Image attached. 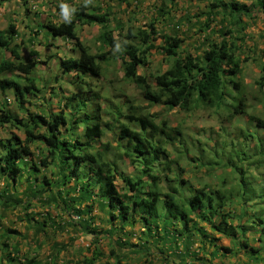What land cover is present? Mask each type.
I'll return each mask as SVG.
<instances>
[{"label":"trees","instance_id":"16d2710c","mask_svg":"<svg viewBox=\"0 0 264 264\" xmlns=\"http://www.w3.org/2000/svg\"><path fill=\"white\" fill-rule=\"evenodd\" d=\"M5 1L11 0H0V7ZM18 1L26 13L30 12L29 0ZM168 1L174 3L176 0ZM258 3L264 11V1ZM250 12V6L245 3L213 0L206 21L207 27L217 16L222 15L220 22L228 21L229 26L233 24L235 29H230L227 25L223 29L221 40L207 38L206 47L200 56L189 51L180 54L184 38L177 34L160 33L153 22L145 27L130 25L124 28L120 19L113 20L111 7H96L91 10L87 5L80 4L65 21L39 24V29L46 28L53 36L75 41L74 50L77 53L62 57L60 68L62 74L76 76L78 86H82V83L90 85L84 81L87 76L92 79L100 78L103 71L101 63L114 59V50L119 47L118 58L122 61L124 78L135 84L151 104H162L170 109L178 107L187 112L195 109L220 111L230 108L232 111L228 114L229 118L247 115L249 124L254 123L258 128L264 129V118L247 110L246 86L239 77L242 62L246 59L238 56L239 45L233 34L234 31L245 29L242 16H251ZM113 22L114 27L111 26ZM94 24L103 28L96 39L102 45L98 52H93L90 46L84 44L77 31L78 25ZM115 27L118 29L117 36ZM17 36L18 28L13 22L6 29H0V50L9 51L11 55V58L4 56L0 60V91L5 93L12 90L20 110L25 113V117L19 116L5 103L0 114V126L9 125L25 134L22 137L10 133L9 138H0V177L4 182L0 191V220L6 216L4 213L13 208H18L21 212L28 211L34 206V198L44 206L58 208L70 217L69 221H64L66 225L94 236L86 247L90 255L83 260L74 261V264H97L98 259L104 255L100 247L104 235L112 237L113 246L108 257H114L113 264H131V252L137 255H155L148 261L151 264H179V259L185 260L187 255L194 253V244L198 241L195 231L199 234V241L207 237L202 224L213 228L221 237L240 242L248 250L249 257L259 251L250 246L248 239L241 242L238 238L240 229L242 232L246 229L245 226L229 223L230 213L224 207L231 197V191H222L208 183L196 186L181 177L178 169L183 171L181 160L184 158H180L183 153L176 152L177 155L173 157L175 151L171 149L172 153L168 144L175 143L184 135L182 125L173 126L167 118L158 122L156 114L147 111L131 95L124 91L119 94L124 96L126 103L125 121L119 127L116 146L125 149L121 148L119 158H128L131 162L136 159L143 166L138 176L132 177L118 169L115 161L106 158L108 151L113 148L111 143H105L102 149L96 148L95 143L105 135V126L108 125L102 116L100 103L89 111L92 103L81 99L78 93H72L64 97L65 104L58 113H51L46 109L35 112L26 107V103L32 104L29 101L30 94L35 96L43 90L33 77L38 61L23 59L19 45L15 43ZM159 36L164 37L161 46L155 44ZM153 48H159L164 55L172 58L170 67L155 75L156 87L146 74L139 72L140 67L150 65L149 54ZM262 54L264 56V49ZM260 67L261 75L256 84L259 90H264V60ZM19 74L26 77L24 82L19 79ZM88 89L96 99H103L99 91L91 87ZM66 108L71 110L67 111ZM244 133L246 136L249 131ZM39 142L43 143L46 150L40 163L25 161L26 155L34 156L33 146H37ZM40 166L44 170L51 169V177L43 175L40 180ZM27 169L28 185L20 192V178ZM179 176L180 179L177 178ZM119 178L123 182L121 189L117 184ZM240 178H243L242 175ZM227 182L223 179L219 184L226 185ZM186 192H189V196ZM96 202L108 214L109 227L105 229H98L94 224L91 213ZM47 213L48 215H40L34 222L31 221L33 217L29 216L31 212L24 214L28 218L29 230L34 227L33 232L39 237L56 231L52 227L56 226L55 220ZM258 221L264 233V218L260 217ZM137 223L141 228L140 236L138 241L133 242V232L128 231L127 227H134ZM178 224L179 229H176ZM16 233L20 232L8 228L1 236L2 239L0 237L2 244L9 247L4 239ZM115 234L118 235L114 240ZM23 236L27 237L28 233ZM74 239L75 237L70 238L71 241ZM203 242L201 244L205 245ZM60 245V242L53 241L52 251L46 258H40L38 253H34L32 256L25 254L26 257L19 261L21 249L16 243L12 247L14 255L9 252L7 259L3 256L0 259L12 264H58L55 255L60 252ZM154 247L157 250L152 254ZM216 247L214 256L219 253L220 247L225 254L234 251L228 246ZM17 261L19 262L16 263Z\"/></svg>","mask_w":264,"mask_h":264},{"label":"rangeland","instance_id":"374dc122","mask_svg":"<svg viewBox=\"0 0 264 264\" xmlns=\"http://www.w3.org/2000/svg\"><path fill=\"white\" fill-rule=\"evenodd\" d=\"M212 1L213 0H176L174 3H170L168 0H29L28 5L30 7V12L28 13H26L25 8L18 0L3 2L2 7H0V29H6L10 22L15 23L18 28V36L15 38V43L19 45V50L23 59H35L38 61L33 70V77H35L37 85L43 90L41 91L43 94L38 92L41 100L35 99L37 96L30 94L29 101H31L32 104L26 103V107L31 111H35V109H37V104L34 103H39L41 101L47 103L49 106V102H52L53 108L54 106L59 108L60 104L58 106L56 104L57 102L54 99L52 100L53 96L51 93L54 89L58 88V95H63L64 93L66 96L72 95V91H79L76 90L75 85H73L74 83H70L69 81H72V79L76 81L78 78L73 76V74H62L60 68L61 58L72 55L75 41L53 38L51 41L49 39L48 42L46 40L47 34L45 35V33L41 38L39 36L37 37L39 34L38 26L42 21L41 18L39 19V15L35 14L38 10L50 13L47 18L51 19V21L59 22L60 19H68L70 13H73L75 8L80 4L87 5L91 10L96 9V7H111L113 20L120 19L124 28L130 25L134 27H145L153 22L160 33L177 34L184 38L185 41L179 50L180 54L189 51L194 53V55L200 56L202 55L203 49L206 47V39L221 40L223 29H225L227 25L229 26L228 21L224 23L220 22L221 15L217 16L216 20L210 22L209 27H207L206 21L209 16V11L211 10ZM224 1H237L250 6L251 16H242V23H244L245 29L239 32L234 31L233 34L236 43L239 45L238 56L241 59H246L242 62V69L239 77L244 81L243 84L246 86L244 90L247 99V110L251 114L264 118V90H259L256 84L257 79L261 75L260 64L264 60L262 54V50L264 49V11L258 2L264 0ZM22 11H24L25 14H23ZM67 14L69 15L67 16ZM32 16L34 17L33 21L30 19ZM111 26L114 27V22ZM223 26L224 28H222ZM229 28L235 29L233 24L230 25ZM77 31L82 42L90 46L93 52L100 51L102 45L97 42L96 39L103 31L101 26L96 24L78 25ZM114 32L117 36L118 29H116V27ZM163 43V36H159L155 40L157 46H161ZM120 49L121 48L118 47L114 50V59L101 63L103 71L100 78L92 79L87 76L84 81L90 83V85L82 83V86L87 88L91 87V89L96 88L103 95V99L100 100V103H102V116L104 120L108 122V125L105 126V135L100 138L95 145L96 148L102 149L105 143L112 144L113 148L108 152L111 157H113L112 160L118 164V169L125 175L132 177H137L143 169L142 164L135 158V162H131L128 158H119V151L121 148L125 149V147L116 148L119 127L121 123L125 121V98L124 96H119V94L124 91L128 95H131L137 103L144 105L147 111L156 114V120L158 122L163 118H167L173 126L182 125L184 135L175 143L168 144L169 149L178 153L179 151L183 153L180 157L184 158L181 164L183 171L180 172L178 169L181 177L185 179L191 178L193 176L192 173H190L191 169L195 173V178L193 176V179L198 184H201L205 179H207V181L211 179V175H213V178H218L219 181L226 179L228 182L239 179L241 175L245 177L247 172L252 173V175H255L254 172H258L263 174L264 177L263 128H258L254 123L249 124L247 115H237L234 118H229L228 114L232 111L230 108L227 109L228 111L195 109L187 112L178 107L170 109L162 104H151L149 101L145 100L135 84L128 82L124 78L122 61L118 58ZM4 56L11 58L9 51L0 50V60ZM149 58L150 65L140 67L139 72L146 74L153 86L156 87L155 75L167 70L171 65L172 58L164 55L159 48L151 49ZM18 77L22 82L26 80L23 74H19ZM31 77L32 75H30V78ZM61 90L63 93H61ZM10 100L11 102H9ZM5 103H7L6 105H8L9 109L14 113L25 117V113L23 110H20L12 90H8L5 93H1L0 91V114L2 108H5ZM133 125L135 126L136 124ZM246 130L249 131V134H247L248 136H244V131ZM10 133H16L22 137L25 136L22 131L9 125L5 127L0 126L1 139L9 138L11 135ZM123 144L125 145V142H123ZM33 149L35 150L34 156L26 155L25 157L27 159L25 161H33L39 164L40 158L45 155L46 150L42 142H39L37 146H33ZM0 150H2V146H0ZM107 157L108 156H106V158ZM50 167L53 169L52 165ZM40 168L42 169V171L38 173L40 180L43 175L51 177L50 174L52 170L50 168V170H44L42 166H40ZM171 175L173 176L174 174ZM177 178L180 179V176ZM25 183V180H23V185ZM117 184L121 189L123 182L120 178ZM3 187L4 182L0 177V191ZM21 189H23V186H21L20 183V192ZM32 202L34 203V208L36 207L35 205L38 204L39 210L42 212L47 211V206L42 205L36 198H34ZM29 212V210L21 212L18 208H13L4 213L6 216L0 220V225H2V227H9V229H17L20 233L11 234L10 237L4 239V241L9 243V247H5L0 240V258L3 256L7 259L9 252H11V255H14L15 252L12 250V247L16 243L20 245L21 249V253L18 255L19 261L26 257L25 254L32 256L34 253H38L40 258H46L52 251L51 246L53 241L60 242L61 244L58 248L60 252L55 255L58 264H74V261L83 260V258L90 255L86 247L94 236L72 227L71 225H66L64 221H69L70 219L68 214H61V211L53 206L49 207V213L55 220L56 226L52 227H55L54 229L56 231L53 233L50 232L49 235L44 234L45 237L40 236L36 242H31L34 240V238H31L32 232H29L28 226L25 225L26 222L21 221V218L26 216L24 214ZM95 213L94 222L96 227H98V229L109 227L107 212L98 208ZM216 223H218V220H216ZM57 225L62 226L59 227ZM63 226L65 228H63ZM202 227L204 234L208 233L213 235L214 238L219 237L220 240L221 237L218 236V232L213 228L207 224H202ZM174 228L175 227H172V229ZM30 229L34 230L35 228L32 227ZM176 229H179V224ZM127 230L133 232L131 236L133 242L139 240L141 231L139 223L134 227L128 226ZM23 233H28V236L24 237ZM117 235L118 234H115L113 236L114 240L117 238ZM71 237H75L74 241L70 240ZM112 243L111 236H102L100 247L104 255L101 259H98L97 264L115 263L113 260L114 257H108L113 246ZM218 243H220V246L233 247V242L231 245L229 239L224 237L221 238ZM178 246L179 245H177V247ZM37 248L38 252H36ZM155 250H157V248L154 247L152 254L155 253L153 252ZM12 251L14 252L13 254ZM55 252L56 251H54V253ZM129 254V261L131 264H151L148 262L149 259L155 257V255L147 256V254L137 255V253L134 254V252ZM239 257H242V255ZM232 258H234V256ZM176 259L179 258L177 257ZM0 264L12 263L7 260L5 263L0 259ZM153 264L159 263L155 262Z\"/></svg>","mask_w":264,"mask_h":264},{"label":"crops","instance_id":"0c3cea01","mask_svg":"<svg viewBox=\"0 0 264 264\" xmlns=\"http://www.w3.org/2000/svg\"><path fill=\"white\" fill-rule=\"evenodd\" d=\"M22 12L23 14H25L24 11ZM35 14H38L39 19L41 18L42 20L39 24H43V23H47L51 21V19L47 18L50 13H45L43 11L38 10ZM72 14L73 13H70V17L72 16ZM68 15L69 14H67V16ZM30 19H32L31 21H33L34 17L33 16L30 17ZM62 21H65V20L60 19L59 22H62ZM38 31H39V34L41 31L42 32L40 35L38 34L37 37L39 36L41 38L43 34L45 33V35L47 34L46 40L48 42H49V39L51 41L53 38H60L62 40H65V38H63L62 36L51 35L46 28L38 29ZM69 40H72V39H69ZM72 50H73L72 54L75 55L77 51L74 50V48ZM69 81L70 83H74L73 85H75L76 90H79V91H72L73 94L74 92L78 93L81 99H84L87 102L92 103L91 109L89 108V111H92L93 106L95 107L97 103H100V100L96 99L95 96H93L92 92H90V90L87 87L76 85L77 83L73 79L72 81L71 80ZM93 90L98 91L96 88ZM39 93L41 94L42 92H39ZM61 93H63L62 90H61ZM58 94H59L58 88L55 89V91L51 93V95L53 96L52 100L54 99L57 102L56 104L58 106L60 104L59 108L57 106H54L53 108L52 102L51 103L49 102L50 104L49 106L47 103H43L40 101L39 103H34V104H37V109H35V112L41 111L42 109H46L50 111L51 113H58L61 110V107L65 104L64 97H67L66 95H64V93L63 95L62 94L58 95ZM35 96H37L35 97V99L41 100L40 95H38V93ZM9 102H11V100ZM66 110L70 111L71 109L66 108ZM79 130H81V128ZM169 150L172 151L171 149ZM109 152L107 154L108 156L107 158L109 160H112L113 157H111ZM176 155L177 153L175 152L172 156L175 157ZM25 159L27 158L25 157ZM181 164H182V160H181ZM190 173H192V175L195 178V175H194L195 173L194 171H192V169L190 170ZM254 174L255 175H252V173L247 172L245 177L239 178L235 181L227 182L226 185H219L218 178H213V175H211L210 177L211 179H208V181L207 179H205L201 184H198L197 182H195L193 179V176L187 179L191 181L192 183H194L196 186H202L205 183H208L215 187H218L222 191H231L232 193L231 197L226 201V204L224 207L225 210L230 213V217L228 218L229 223L233 222L235 225L241 224L245 226L246 229H243L245 232L243 233V230L241 232V229H240L238 238L241 239V242L245 238L248 239L250 246L259 249V251L254 253V256L249 257L248 250L244 248L240 242H233L231 241V239L227 238L231 242V245L233 242L232 248L234 251H232L231 253L225 254V252L220 247V250L218 251L219 253L216 256H214V252L216 251V248H217L216 246H220V243H218V241H220L221 238H223L221 237V234L217 233L218 236L221 237L220 240H219V237L217 240V238H214L213 235H210L207 233V237L202 238V241H204L203 243H206L205 245H203L201 244L202 241H199L200 238L198 237L199 235L198 232L195 231V236L197 237L198 241L194 244V249H193L194 253L187 255L185 257V260L179 259V264H264V233L262 232V227L258 225L259 223L258 218L260 217L264 218V177H263V174H260L258 172H254ZM28 179H29V172L27 169L25 172H23V175L20 178L21 186H23V189H21V191H24L25 188L27 187ZM23 180H25L26 182L24 185H23ZM184 190L186 189L184 188ZM186 195L189 196V192H186ZM35 206H36L35 208L32 207L31 209H29V211L31 212V215L29 216L33 217L31 220L32 222H34L35 219L40 218V215H48L47 212H49L48 206H47V211H43V212L39 210L38 204ZM98 208H99L98 203L96 202L94 204V210L91 213L93 217H94V214H96L95 211L98 210ZM63 213L64 212H61V214ZM85 217H88V216L86 215ZM21 221H25L26 222L25 225L29 226L27 216H25L24 218H21ZM8 228L9 227H2V225H0V237L3 235V233ZM29 232H32L31 238H34V240L31 242H36L37 239L40 238L39 235L34 234L33 230L30 229ZM41 237H45L44 234H41ZM240 255H242V257H239ZM233 256L234 258H232Z\"/></svg>","mask_w":264,"mask_h":264}]
</instances>
